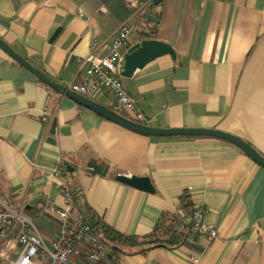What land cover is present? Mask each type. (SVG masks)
I'll return each mask as SVG.
<instances>
[{
	"label": "crops",
	"instance_id": "0c3cea01",
	"mask_svg": "<svg viewBox=\"0 0 264 264\" xmlns=\"http://www.w3.org/2000/svg\"><path fill=\"white\" fill-rule=\"evenodd\" d=\"M137 2L139 10L125 0H0V39L74 92L93 44L105 57L122 25L133 27L128 47L156 26V40L175 57L121 76L144 116L139 124L220 130L264 158V0H159L151 9L154 0ZM87 98L134 121L104 90ZM64 168L90 206L126 235L150 232L185 191L217 232L213 240L198 235L195 248H156L121 264H264V168L223 140L125 129L46 86L0 49V197L35 224L46 246L68 231L51 214L64 206ZM118 174L149 177L154 193L116 181ZM23 252L15 239L0 243V264H19ZM45 261L36 256L31 264Z\"/></svg>",
	"mask_w": 264,
	"mask_h": 264
},
{
	"label": "built area",
	"instance_id": "2783aa9c",
	"mask_svg": "<svg viewBox=\"0 0 264 264\" xmlns=\"http://www.w3.org/2000/svg\"><path fill=\"white\" fill-rule=\"evenodd\" d=\"M129 7L139 10L137 0H125ZM133 32L129 24L122 25L110 41L108 54L100 57L93 44L92 52L86 57L89 63L83 81L75 87V93L91 97L104 90L113 98L114 107L119 111L132 114L134 121L142 123L144 116L137 109V102L130 97L121 82L124 64V53L128 48V39ZM42 122H46L45 115ZM61 191L64 206L52 210V216L66 225L68 231L61 233L46 246L42 241L35 224L24 215L10 208L0 197V243L15 239L23 247L19 264H31L36 256L46 258L44 264H103L106 249L103 243L92 233L79 216L73 211L72 199L67 186L62 183ZM204 209L195 207L192 215V232L213 240L216 230L203 222ZM193 262L196 261L192 257Z\"/></svg>",
	"mask_w": 264,
	"mask_h": 264
},
{
	"label": "water",
	"instance_id": "95a60500",
	"mask_svg": "<svg viewBox=\"0 0 264 264\" xmlns=\"http://www.w3.org/2000/svg\"><path fill=\"white\" fill-rule=\"evenodd\" d=\"M158 2L159 0H154V2L149 5V8L151 9L153 6L157 5ZM145 17L148 21L157 23V21L150 14H146ZM141 35L146 39L129 46L124 53V64L121 72L122 77H131L136 70L142 69L145 65L160 56L170 55L172 58L175 57V52L170 45L156 39H150L149 33L147 32L141 31ZM0 49L10 59L26 69L30 74H32L36 79L46 86L50 87L61 95L66 96L76 104L95 112L99 116L125 129L152 137H208L223 140L237 147L253 162L264 168V158L259 155L248 143L232 134L216 129H158L130 121L115 111L101 106L91 101L87 97L79 95L75 92H71L65 86L53 81L42 71L32 66L28 61H26V59L14 52L2 39H0ZM55 128L56 120L54 119L50 126L51 135L54 134ZM60 132H67V128H61ZM66 168L69 171L73 170L68 165ZM92 170L98 175L106 174V169L101 171L99 169L93 168ZM115 179L116 181L139 191H143L145 193H154L151 180L147 176L138 177L134 175L118 174L116 175Z\"/></svg>",
	"mask_w": 264,
	"mask_h": 264
},
{
	"label": "trees",
	"instance_id": "16d2710c",
	"mask_svg": "<svg viewBox=\"0 0 264 264\" xmlns=\"http://www.w3.org/2000/svg\"><path fill=\"white\" fill-rule=\"evenodd\" d=\"M149 11L146 10L145 15ZM141 18L142 22L147 24L144 16ZM156 35L155 26L149 31V38L156 39ZM62 173L63 183L67 186L72 199L73 211L105 246V260L108 264H121L122 258L125 256L145 254L156 248L175 250L182 246L197 247L198 235L191 230L192 215L196 206L192 203L187 191L179 197L176 210L162 212L150 232L142 236L126 235L106 223L102 216L90 206L84 190L73 172L64 168Z\"/></svg>",
	"mask_w": 264,
	"mask_h": 264
}]
</instances>
